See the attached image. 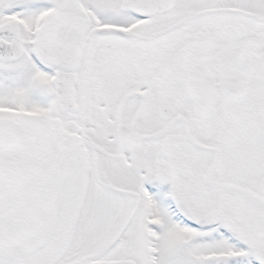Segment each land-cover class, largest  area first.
I'll return each instance as SVG.
<instances>
[{
	"label": "snow or ice",
	"instance_id": "obj_1",
	"mask_svg": "<svg viewBox=\"0 0 264 264\" xmlns=\"http://www.w3.org/2000/svg\"><path fill=\"white\" fill-rule=\"evenodd\" d=\"M0 264H264V0H0Z\"/></svg>",
	"mask_w": 264,
	"mask_h": 264
}]
</instances>
